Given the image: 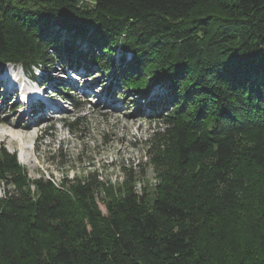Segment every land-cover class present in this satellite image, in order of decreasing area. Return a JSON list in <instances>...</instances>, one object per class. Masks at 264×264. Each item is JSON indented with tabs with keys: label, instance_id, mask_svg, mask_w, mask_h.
<instances>
[{
	"label": "trees",
	"instance_id": "1",
	"mask_svg": "<svg viewBox=\"0 0 264 264\" xmlns=\"http://www.w3.org/2000/svg\"><path fill=\"white\" fill-rule=\"evenodd\" d=\"M9 65L117 71L165 128L153 196L126 181L106 215L93 175L31 179L0 146V264H264V0H0Z\"/></svg>",
	"mask_w": 264,
	"mask_h": 264
},
{
	"label": "rangeland",
	"instance_id": "2",
	"mask_svg": "<svg viewBox=\"0 0 264 264\" xmlns=\"http://www.w3.org/2000/svg\"><path fill=\"white\" fill-rule=\"evenodd\" d=\"M7 68L8 76L0 73V78L7 80L0 90V146L16 154L31 179L43 177L60 184L65 178L84 180L91 174L105 184L96 199L103 215L110 197L123 195L126 181L138 194L153 196L158 180L148 149L151 138L165 125L146 117L153 108L142 101L144 97L122 93L117 71L109 75L80 67L59 68L52 74L39 71L34 83L21 76L20 67ZM150 89L155 102L160 99L159 90L166 96L164 87ZM29 92L33 93L30 98L24 95ZM67 94L70 99L65 98ZM77 114L81 125L73 133L63 121ZM8 124L30 127L24 132V146L9 136ZM3 187L7 186L0 182V192Z\"/></svg>",
	"mask_w": 264,
	"mask_h": 264
},
{
	"label": "bare ground",
	"instance_id": "3",
	"mask_svg": "<svg viewBox=\"0 0 264 264\" xmlns=\"http://www.w3.org/2000/svg\"><path fill=\"white\" fill-rule=\"evenodd\" d=\"M15 67V66H14ZM8 68L6 67L4 70H2L0 73L2 74V75H4V74H7V76L9 75L8 74V70H7ZM10 72V71H9ZM14 74H21V73H16V72H14ZM39 74V73H38ZM21 76H24L25 78H27V79H30L32 82H34V81H36V80H34V79H31L30 77H28V76H26L25 74H22ZM24 78V81H27L26 79ZM0 80L2 81V85H3V87L6 85V81L7 80H5V79H1L0 78ZM34 83H37V82H34ZM44 85V84H43ZM26 97H31L32 95H33V93H25L24 94ZM39 99V98H38ZM43 102V101H42ZM40 103V102H39ZM44 103V102H43ZM39 105H41L42 106V104H39ZM20 125V124H19ZM18 125V126H19ZM15 125H10V124H8L7 125V129L6 130H8V134H9V136L13 139V140H17L19 143H20V145L21 146H24V143H23V140L27 137V134L26 133H24L26 130H29L30 129V127H28L27 129H22L21 127H14ZM20 140V141H19ZM26 157V156H25ZM26 161V159L25 160H23V162H25Z\"/></svg>",
	"mask_w": 264,
	"mask_h": 264
}]
</instances>
